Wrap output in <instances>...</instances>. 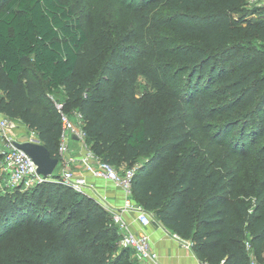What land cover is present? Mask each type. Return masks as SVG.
I'll return each mask as SVG.
<instances>
[{
  "label": "trees",
  "instance_id": "obj_1",
  "mask_svg": "<svg viewBox=\"0 0 264 264\" xmlns=\"http://www.w3.org/2000/svg\"><path fill=\"white\" fill-rule=\"evenodd\" d=\"M140 4L144 44L128 33L100 63L91 30L65 0H0V111L58 157L61 120L50 94L63 87L75 105L61 109L79 115L99 159L132 167L145 156L134 168L132 200L189 239L198 259L252 264L251 253L262 261L264 9L248 0ZM138 75L152 92L136 95ZM185 108L210 143L233 130L221 162L192 143L197 131L184 128ZM241 161L251 203L236 197ZM115 229L110 209L60 179L0 192V240L15 232L0 244L7 264H133L124 258L129 247L116 251Z\"/></svg>",
  "mask_w": 264,
  "mask_h": 264
},
{
  "label": "built area",
  "instance_id": "obj_2",
  "mask_svg": "<svg viewBox=\"0 0 264 264\" xmlns=\"http://www.w3.org/2000/svg\"><path fill=\"white\" fill-rule=\"evenodd\" d=\"M249 4L264 9V0H248ZM60 113L61 130L57 146L59 170L49 176H43L36 172V165L32 159L20 148L13 144L17 141H38L36 134L29 130L24 123L17 118L10 117L0 111V192L25 189L45 179H60L71 188L85 192V189L92 188L86 180L83 172L93 177L111 181L117 185L123 193V203L112 212L113 222L120 230L119 244L129 247L146 264H157V254L152 249L145 227L151 224L150 215L147 210L135 203L131 198V181L134 175V168H117L114 165L99 159L84 142L85 132L77 113L70 117L62 111V103L54 101ZM28 130L29 135L24 140H19L12 135L13 132ZM71 141L79 143L81 152L75 156L70 149ZM81 168L78 172L72 167V163ZM130 211L139 224V229L131 230L127 221L123 218V212ZM184 247H190L191 242L176 233H171ZM246 246L249 244L246 242ZM204 264H213L203 261ZM252 264H256L252 260Z\"/></svg>",
  "mask_w": 264,
  "mask_h": 264
},
{
  "label": "rangeland",
  "instance_id": "obj_3",
  "mask_svg": "<svg viewBox=\"0 0 264 264\" xmlns=\"http://www.w3.org/2000/svg\"><path fill=\"white\" fill-rule=\"evenodd\" d=\"M74 10V12L81 19L83 25H85L88 29L91 30V37L89 43V49L92 50L101 49L103 54L100 56L98 61L103 62L104 57H106L111 50L110 48L123 43V38L128 34H133V37L129 40V42H138L144 44L143 36L138 35L140 32V21L142 19L143 14L147 10L146 8L141 7L140 3L142 0H65ZM253 4H250V6ZM143 34L148 31L146 27H142ZM145 39H149L147 36ZM162 60H171V56L164 55L159 57ZM135 89L136 95L142 96L145 92H152L153 89L151 87L150 82H147L146 79L138 75L135 81ZM50 96L57 103H64L67 105V108L73 107L75 104H69L67 102L70 98L68 94L64 91L63 87H58L55 89ZM154 104H162L159 100L156 102L154 99L149 100ZM72 117L75 118L74 113H72ZM184 128H189L195 126L196 134L193 136L192 143H198L201 148L204 150V154H208L209 157L217 156L219 161L221 162L226 153L227 147L230 146V140L234 134L233 130L229 131L227 135H224L223 138L215 143L208 142V135H205L202 130H200V123L195 121L189 111L185 108L182 113ZM77 119V118H75ZM212 129V128H211ZM212 131V130H211ZM19 140H24L29 135L28 130L26 131H17L12 133ZM264 137H259L256 139V144L260 143ZM145 159V156H139L134 163V166L138 165ZM236 156L231 157V161H235ZM251 161V160H250ZM231 162L227 163V166H230ZM59 164L53 170L55 174L59 170ZM125 165L117 166V168H122ZM241 170L237 173V187H236V197L240 199H245L248 203L253 201L251 196H248L245 193V190L242 189V185L247 183L245 181L249 180V164L245 161L240 162ZM245 182V183H244ZM151 219V224H158V220L153 215L152 212L148 211ZM117 226V225H116ZM15 233V232H14ZM10 234L0 240V244L4 242L6 244L8 239L14 234ZM115 238L113 239L116 247V251L120 248L118 238L120 234V230L117 226V229L113 231ZM250 258L256 264H264V244H263V260L256 261L253 255L250 253ZM124 258L130 259L133 264H142L141 259L132 251L127 250L124 253ZM0 264H7L6 261L0 258Z\"/></svg>",
  "mask_w": 264,
  "mask_h": 264
},
{
  "label": "crops",
  "instance_id": "obj_4",
  "mask_svg": "<svg viewBox=\"0 0 264 264\" xmlns=\"http://www.w3.org/2000/svg\"><path fill=\"white\" fill-rule=\"evenodd\" d=\"M70 149L75 156L81 152L79 143L75 141H71ZM72 164L73 169L78 172L81 171L76 162ZM83 174L92 185V188L85 189V193L93 196L111 211L123 203V193L117 185H114L111 181L93 177L86 172H83ZM122 214L131 230L139 229V224L135 221L132 212L124 211ZM144 230L148 234L152 249L157 254V264H204L203 261L198 259L191 247H184L172 236V231L166 229L160 223L150 224ZM141 263L146 264L145 261H141Z\"/></svg>",
  "mask_w": 264,
  "mask_h": 264
},
{
  "label": "water",
  "instance_id": "obj_5",
  "mask_svg": "<svg viewBox=\"0 0 264 264\" xmlns=\"http://www.w3.org/2000/svg\"><path fill=\"white\" fill-rule=\"evenodd\" d=\"M14 146L22 149L36 165V172L49 176L57 165L58 158L51 156L46 146L38 141H17L13 140Z\"/></svg>",
  "mask_w": 264,
  "mask_h": 264
}]
</instances>
